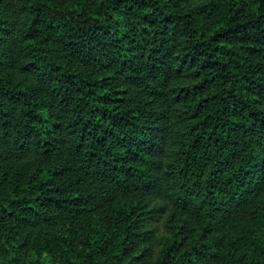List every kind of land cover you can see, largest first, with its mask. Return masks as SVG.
<instances>
[{
	"label": "trees",
	"instance_id": "1",
	"mask_svg": "<svg viewBox=\"0 0 264 264\" xmlns=\"http://www.w3.org/2000/svg\"><path fill=\"white\" fill-rule=\"evenodd\" d=\"M0 264H264V0H0Z\"/></svg>",
	"mask_w": 264,
	"mask_h": 264
}]
</instances>
